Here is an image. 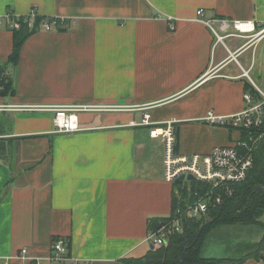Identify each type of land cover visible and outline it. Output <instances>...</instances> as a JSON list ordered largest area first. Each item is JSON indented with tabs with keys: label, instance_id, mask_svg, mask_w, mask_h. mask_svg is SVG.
<instances>
[{
	"label": "crops",
	"instance_id": "crops-1",
	"mask_svg": "<svg viewBox=\"0 0 264 264\" xmlns=\"http://www.w3.org/2000/svg\"><path fill=\"white\" fill-rule=\"evenodd\" d=\"M33 8L58 25L32 33L14 64V33L0 23V67L15 86L0 96V264L46 258L60 236L71 255L92 264L142 256L151 248L148 220L170 214L174 186L164 175V140L131 123L144 113L175 120L183 154L237 139L235 129L203 118L245 107L254 87L244 73L255 68L264 37L217 43L197 11L262 29L264 0H0V15ZM77 104L102 109L80 112L83 129L72 133L55 131L53 111L25 108ZM220 238L208 236L205 256H227L211 245Z\"/></svg>",
	"mask_w": 264,
	"mask_h": 264
},
{
	"label": "built area",
	"instance_id": "built-area-1",
	"mask_svg": "<svg viewBox=\"0 0 264 264\" xmlns=\"http://www.w3.org/2000/svg\"><path fill=\"white\" fill-rule=\"evenodd\" d=\"M196 21L211 27L217 36V43H224L228 37H239L246 39V44L255 38L264 37V27L259 29L253 20L241 19H219L220 33L215 28L214 22L204 19L203 9L197 11ZM38 15L35 8L27 14H16L11 11L0 15V23H6L9 28H19V18H24L31 28L35 27V18ZM170 29L175 30V24L169 17ZM58 25L55 18L45 19L40 28L52 30ZM245 44V45H246ZM244 45V46H245ZM240 47L239 50L244 48ZM250 70L245 75L251 80L253 90L245 95V107L230 115H217L210 110L203 118L209 124L231 126L241 129V134L231 144L217 145L208 153L183 154L177 150V133L175 120L155 122L149 113H144L140 122H132L133 125H143L149 128V135L153 138L164 140V175L173 182L185 174L193 175L195 180L202 185L194 192L193 198L179 205L168 221L160 223L157 228L150 229L146 240L150 244H165L169 236L174 232L183 230L184 222L194 217L207 216L210 209L222 205L225 198L233 194L232 184L244 181L254 166V150L257 144L264 138V89L259 87L250 77ZM24 108V107H22ZM25 108L29 110L49 109L54 113L55 131L58 133H72L83 129L79 120L82 111L102 109L100 106L90 105H30ZM185 178L183 181H187ZM182 202V201H181ZM20 256L29 258L27 247L20 250ZM36 264H92V261L81 260L69 252L67 237H56L51 245V252L46 258L32 259ZM5 264H8L6 262Z\"/></svg>",
	"mask_w": 264,
	"mask_h": 264
},
{
	"label": "trees",
	"instance_id": "trees-1",
	"mask_svg": "<svg viewBox=\"0 0 264 264\" xmlns=\"http://www.w3.org/2000/svg\"><path fill=\"white\" fill-rule=\"evenodd\" d=\"M18 20L21 22V25L19 28H12L14 45L7 64L16 63L23 43L32 33L40 28L38 26H40L44 17L40 15L36 16L34 28H31L23 17ZM5 71L4 65L0 67V96H10L15 93L14 81L8 75L3 74ZM250 86V82L245 83L246 89L250 88ZM226 127L235 129L238 132V136L245 134L241 129L231 126ZM176 133L178 136V131ZM235 140L223 145L231 144ZM201 185L196 180L188 182L173 181L174 193L170 214L150 218L148 220V230L155 229L160 223L168 221L179 205H183L186 201L193 198L194 192L200 189ZM232 189L233 194L227 196L222 205L217 208H211L207 216L187 219L184 222L183 230L172 233L165 244L149 248L142 256L123 257L115 264H243L249 256L260 259L261 255H264V234L256 242L251 252L241 256H205L203 249L211 231L219 226H233L237 224L261 226L263 224L258 216L264 212V138L257 144L254 150V166L249 172L248 177L242 182L232 184ZM210 219L214 221L203 229L198 240L194 243L200 226ZM261 228L264 233V224ZM31 264H36V262L32 261Z\"/></svg>",
	"mask_w": 264,
	"mask_h": 264
},
{
	"label": "rangeland",
	"instance_id": "rangeland-1",
	"mask_svg": "<svg viewBox=\"0 0 264 264\" xmlns=\"http://www.w3.org/2000/svg\"><path fill=\"white\" fill-rule=\"evenodd\" d=\"M213 24L220 33H224L220 31L218 23L214 22ZM235 39L238 41V43H242L245 40L243 38ZM226 42L231 46L234 45L230 38H227ZM251 52L252 51L247 52L242 58V62L245 66H248V60ZM250 77L260 87L264 88V40L260 43L258 49L256 50V66L250 72ZM188 181L190 180H187V182ZM258 217L264 224V212ZM263 224L261 226H263ZM261 226L239 224L233 226H219L218 228L211 231L210 235L214 236L217 234L222 240H212L211 245L216 248L219 247L224 249V252L217 254L227 256H241L243 254H247L254 249L253 247H255L256 242L262 238L264 233ZM219 244H222L223 246H220Z\"/></svg>",
	"mask_w": 264,
	"mask_h": 264
},
{
	"label": "water",
	"instance_id": "water-1",
	"mask_svg": "<svg viewBox=\"0 0 264 264\" xmlns=\"http://www.w3.org/2000/svg\"><path fill=\"white\" fill-rule=\"evenodd\" d=\"M185 178H187L188 180H195V177H194L193 175H191V174L188 175L187 177L185 176V174H182V175H180V176L177 178V180H179V181H183V180H185ZM219 214H220V212H219ZM219 214H218V215H219ZM218 215H217V217H218ZM213 221H214L213 219H210L209 221L203 223V224L200 226L199 231H198V235H197V237H196L194 243L198 240V237H199V235L202 233L203 229H204L208 224L212 223ZM194 243H193V244H194ZM151 248H155V245H154V244H151ZM187 248H188V247H187ZM180 259H181V255H180ZM261 259L264 260V255H261Z\"/></svg>",
	"mask_w": 264,
	"mask_h": 264
}]
</instances>
